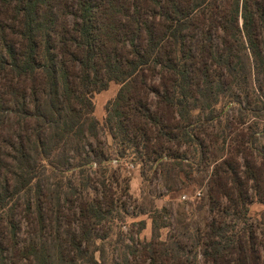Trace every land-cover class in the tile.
<instances>
[{"label":"trees","instance_id":"16d2710c","mask_svg":"<svg viewBox=\"0 0 264 264\" xmlns=\"http://www.w3.org/2000/svg\"><path fill=\"white\" fill-rule=\"evenodd\" d=\"M241 52L264 94V0H0V264H55L41 238L22 239L19 214L29 236L66 230L56 264H105L91 228L106 219L113 195L99 208L80 201L62 211L38 186L43 168L58 167L50 160L60 151L59 144L48 147L50 131L61 141L99 128L118 140L124 167L166 160L188 177L184 166L193 165L178 150L195 145L198 165L213 167L207 197L220 219L175 249L146 244L140 264H194L191 256L199 255L200 264H264L250 217L253 204H264L258 133L228 129L219 155L203 138L225 110L218 98L228 83L238 77L245 87ZM111 82L121 88L101 123L93 99ZM245 99L254 115L264 110L250 108L249 92ZM209 104L214 108L206 113ZM95 157L79 166L101 164L97 151Z\"/></svg>","mask_w":264,"mask_h":264},{"label":"rangeland","instance_id":"374dc122","mask_svg":"<svg viewBox=\"0 0 264 264\" xmlns=\"http://www.w3.org/2000/svg\"><path fill=\"white\" fill-rule=\"evenodd\" d=\"M230 1L233 4L238 1L240 4L243 2V0ZM217 43H221L220 37ZM239 58L245 69L246 88L241 84L242 78L234 77V80L228 83L226 92L218 98L221 103L220 109L225 107V110L203 135L214 155L226 152L220 139H223L228 129L236 132V127L243 130L253 127L258 133L259 146L264 147V110L258 116L254 115L255 112L246 110L245 99V94L249 92L252 98L250 108H262L264 94L254 87L255 81L250 72L252 61L248 60L244 52H241ZM223 79L226 80V77ZM120 88V84L111 82L106 91L94 95L95 117L101 123L107 117V105L115 100ZM226 104L228 107L225 106ZM198 105L202 106V103L199 101ZM203 107H207L206 113L214 108L210 104ZM81 135L62 137L60 141L56 130L47 134L48 147H57L59 144V154L53 152L52 155L56 156L50 157L58 167L54 170L51 166L47 169L43 168L38 178V186L50 195L51 206L54 209L59 206L62 211L70 208L72 202L76 207L80 201L99 208L98 201L105 205L104 197L110 199V195H113V207H108L109 212L104 214L106 219L95 228H91L98 236L93 249L103 247L102 260L105 264H140V252L146 244L164 242L175 249L177 241L184 243L193 241L197 234L203 235L206 232L208 224L214 218L217 221L220 219L217 213L210 212L207 197V183L213 167L198 165L200 152L196 145L183 146L178 150L186 161L193 165L192 168L184 166V169L190 173V176L186 177L185 173L180 172L179 167L173 168L166 163L168 162L166 160L161 165L151 161L132 162L134 164L132 169L124 167L122 163L119 164L120 159L124 158L120 156L118 140L113 139L108 130L101 128L94 132L84 130ZM218 139L219 142L216 141ZM96 151L100 156L101 164L97 162L96 166L91 164L79 166L86 163V160L95 161ZM32 158H34L33 153ZM240 163L242 164V161ZM200 181L202 186L199 184ZM198 191H201V197H196ZM36 194L37 190L34 187L30 196ZM184 196L187 197L186 200L183 199ZM19 201L21 209L24 198ZM162 210L165 213H161ZM101 211L103 212L102 208ZM250 217L255 235L260 242L261 255L264 256V204H253L250 208ZM18 219L24 222L22 239L41 238L46 254L56 264L59 243L61 238L67 235L66 230L61 229L58 237H55L54 231L51 233L49 229L44 232L43 237L32 233L29 236L28 226L22 214H19ZM154 220L157 221L156 229ZM227 222L232 225L237 224L230 219H227ZM74 227L78 231L77 224ZM128 247L138 250L137 258L133 257ZM192 257L194 264H200L202 261L201 255L198 256L197 261Z\"/></svg>","mask_w":264,"mask_h":264},{"label":"built area","instance_id":"2783aa9c","mask_svg":"<svg viewBox=\"0 0 264 264\" xmlns=\"http://www.w3.org/2000/svg\"><path fill=\"white\" fill-rule=\"evenodd\" d=\"M126 168L132 169V168H134V166L132 164H127ZM186 198H187L186 196L183 197L184 200H186Z\"/></svg>","mask_w":264,"mask_h":264}]
</instances>
